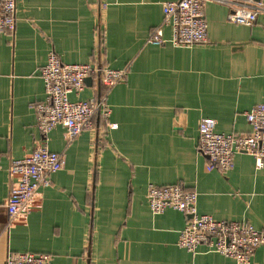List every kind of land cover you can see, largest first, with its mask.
<instances>
[{
	"label": "crops",
	"instance_id": "1",
	"mask_svg": "<svg viewBox=\"0 0 264 264\" xmlns=\"http://www.w3.org/2000/svg\"><path fill=\"white\" fill-rule=\"evenodd\" d=\"M175 0H21L12 34L0 33V264L9 254H48L51 264H236L200 246H177L188 216L151 213L146 191L180 185L197 194L199 214L247 224L264 237V162L236 154L227 172L208 171L198 150V124L217 132L251 131L245 112L264 104V13L251 25L227 21L228 7L204 0L207 42L178 47L148 43ZM264 1V0H263ZM53 51L65 64L126 69L105 92L93 129L68 142L65 129L47 135L35 106L44 102L40 70ZM80 100L97 101L95 75ZM75 100L74 96H70ZM109 124H115L114 128ZM63 154V167L40 188L25 218L10 220L7 166L43 140ZM251 264H264V242Z\"/></svg>",
	"mask_w": 264,
	"mask_h": 264
},
{
	"label": "built area",
	"instance_id": "2",
	"mask_svg": "<svg viewBox=\"0 0 264 264\" xmlns=\"http://www.w3.org/2000/svg\"><path fill=\"white\" fill-rule=\"evenodd\" d=\"M21 0H0V33L12 34L15 29V11ZM228 7L227 21L251 25L264 13L263 0H217ZM161 26L171 28V38L162 36L161 27L155 28L148 43L162 45L167 42L178 47H189L207 42V23L204 18V0H175L162 4ZM95 75L104 91L97 101L80 100L85 79ZM98 75V76H97ZM126 69L115 70L92 64H65L51 51L40 70L44 84L45 100L35 106L37 126L47 135L57 126L65 129L68 142L83 131L93 129V116L102 108L104 118L110 115L106 107L105 92L124 80ZM70 96L76 99L71 100ZM251 131L236 135L217 132L213 119H202L198 124V150L207 160V170L227 172L233 166L236 154L253 157L257 168L264 162V104L254 105L245 112ZM114 128L115 124H109ZM63 167V154L52 151L47 140L31 153L11 160L7 173L11 186L5 200L10 220L23 219L33 208L40 188L51 185V175ZM1 170V166H0ZM151 213L161 214L171 208L188 216L179 232L177 246L195 253L200 246L207 252L230 258L236 264H251L255 250L264 242L258 230L247 224L218 221L209 215L199 214L196 208L197 194L174 184L156 186L150 184L146 191ZM5 264H51L48 254L17 252L6 257Z\"/></svg>",
	"mask_w": 264,
	"mask_h": 264
},
{
	"label": "water",
	"instance_id": "3",
	"mask_svg": "<svg viewBox=\"0 0 264 264\" xmlns=\"http://www.w3.org/2000/svg\"><path fill=\"white\" fill-rule=\"evenodd\" d=\"M97 76H98V75H97ZM90 80H91V78H90V77L86 78V79H85V81H84V82H85V84H88ZM97 80H98V78H97Z\"/></svg>",
	"mask_w": 264,
	"mask_h": 264
}]
</instances>
